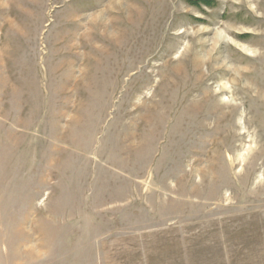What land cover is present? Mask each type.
<instances>
[{"label": "rangeland", "instance_id": "obj_1", "mask_svg": "<svg viewBox=\"0 0 264 264\" xmlns=\"http://www.w3.org/2000/svg\"><path fill=\"white\" fill-rule=\"evenodd\" d=\"M0 264H264V0H0Z\"/></svg>", "mask_w": 264, "mask_h": 264}]
</instances>
